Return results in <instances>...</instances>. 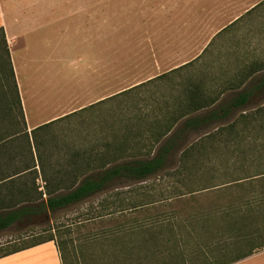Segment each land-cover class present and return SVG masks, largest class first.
I'll return each instance as SVG.
<instances>
[{"label": "rangeland", "instance_id": "1", "mask_svg": "<svg viewBox=\"0 0 264 264\" xmlns=\"http://www.w3.org/2000/svg\"><path fill=\"white\" fill-rule=\"evenodd\" d=\"M4 1L10 3L9 0H2ZM260 1L262 0L26 1L25 9H18V18L21 20L29 17V22L34 23L30 33L25 36L29 51L22 50L21 53H28L34 59L18 68L21 83L34 89L30 92L34 93L35 99H31V94L28 97L29 112L43 111L46 115L78 103L83 98L82 93L92 88L93 73L90 68L97 61L99 96L105 95L103 75L105 77L108 57L110 65L114 67V89L117 93L199 56L182 70L155 78L93 108L51 124L46 135L54 137V140L44 142L43 139L44 148L51 149L54 144H59L63 150L76 145L82 149L104 151L103 140H111L112 136L115 141L126 136L130 141L128 145L132 146L135 139H140L139 135H145L147 122L153 113L159 112L164 105L174 103L180 95L179 83L185 79L196 80L205 75L219 80L223 78L222 74H233L242 59L244 62L264 59V5L257 7L250 15H243ZM3 12L4 20L9 23L12 15L5 4ZM241 15L242 19L235 26L214 37L221 28ZM43 35L44 50L31 55V44L40 41ZM232 52H236L235 55ZM260 74H264V70L256 75ZM142 115L145 119L137 121L136 117ZM128 130L136 137L127 136ZM203 133L191 135L189 141ZM114 140L109 152L116 157L124 156L116 151ZM220 171L223 172V168ZM148 184L157 190L166 186L182 187L176 182L164 185L156 180ZM135 186L138 187L137 184L133 187ZM190 187H196V183H192ZM121 189L125 190L126 187ZM239 189L241 188L237 186L229 187L225 194L208 190L196 199L185 197L155 203L150 212L133 213L137 219L150 213L151 222L143 224L145 231L142 232L135 230L136 227L130 220L125 221L123 217L126 215L115 212L118 208L113 206L121 203L113 202L115 205L104 206L105 195L114 190L108 191L69 208L33 216L20 225L0 232V249L8 250L29 244L51 234L65 253L66 264L145 263L153 259L154 255L145 254L142 250L145 244L153 245L154 241L144 237L162 230L156 216L161 219L163 213L174 212L176 217L187 218L190 213L202 207L208 209L224 202L226 198L232 199L240 194ZM157 190L152 197L160 199ZM131 196L133 199L141 198L138 191H133L122 196L123 203L131 201ZM114 199L109 197L108 200ZM110 212L114 213L109 215ZM209 223L205 229H201L197 221H192L189 226L195 230L192 235H185V240H180L179 245L170 241L168 248L163 246L162 234L159 232L156 239L157 246H161V264H170L169 253L177 252L184 254L187 264H218L264 244V236L261 234L252 233L239 238L233 236L226 220L214 219ZM123 243L131 246L122 248ZM117 244L122 246H111ZM158 252L157 248V257ZM260 259L264 262V257ZM179 260L178 262L181 261Z\"/></svg>", "mask_w": 264, "mask_h": 264}, {"label": "trees", "instance_id": "2", "mask_svg": "<svg viewBox=\"0 0 264 264\" xmlns=\"http://www.w3.org/2000/svg\"><path fill=\"white\" fill-rule=\"evenodd\" d=\"M263 5L264 0L248 9L243 15H250L257 7ZM243 15L220 29L214 37L235 26ZM235 53L231 54L235 55ZM196 58L146 82L182 70ZM263 70L264 59L259 58L246 62L242 59L233 74L227 76L222 74L223 78L219 80L217 77L208 78L205 75L196 80L185 79L179 83L181 86L180 95L176 97L174 103L164 105L161 110L159 109V112L150 116L145 135H139L140 138L143 136L145 140H148L146 144L134 143L129 146L128 144L114 143L117 152L121 147L145 149L144 152L137 156L129 153L125 157H116L114 153L109 152L112 142L107 139H104L102 143L104 151H93L92 148L82 149L80 153L77 151V177H74L73 169L70 170L72 180L70 187L56 192L53 188L48 189L46 186L48 197L45 200L34 205H21L12 211L0 212V231L9 228L17 219L27 215L38 216L48 212L54 213L96 195L114 190L105 195L104 206L110 207L116 202L121 203L113 206L118 208L115 212L126 215L123 217L125 221L130 220L135 225V230L142 232L145 231L143 224L151 222L150 213L137 219L136 215H133L135 212H150L153 204L164 200H177L185 197L196 199L208 190H217L225 194L229 187L237 186L241 188L238 190L239 195L237 194L232 199L226 198L224 202L208 209L202 207V209L190 213L187 218L176 217L174 212L163 213L161 219L156 216L158 223H161L162 230L161 232L157 230V234L151 232L148 237L158 236L160 232L163 246L168 248L170 241L177 242L179 245L180 240H185V235H192L195 231L193 227L189 228L192 221H197L199 228L205 229L214 219L226 220L230 226L229 229L231 228L233 231L230 233L238 238L241 235L252 233L264 236V74L256 75ZM8 78H10L9 85L16 91L9 50L4 30L0 27V79L2 85H7ZM142 84L144 83L116 93L115 96ZM106 100H100L61 118L81 113ZM19 118L20 134L27 137L20 101ZM136 118L137 121H140L145 119V116ZM129 127L127 128L129 129ZM200 132L204 133L195 140L189 141L191 135ZM126 135L136 137L130 130ZM111 139L113 140L114 137L112 136ZM79 156H81V162H79ZM37 158L40 162V157ZM69 162L74 163L73 152ZM80 165L82 167L81 180L78 179ZM31 166H34V162L30 166L26 164L25 169ZM220 168H223L224 173L220 171ZM222 176L224 178H220ZM28 179L30 178L28 177ZM155 180L163 182L164 185L176 182L182 187L166 186L157 190L148 184ZM194 182L196 187H190ZM74 184H76L75 187ZM136 184L138 187H133ZM124 187H126L125 190L121 189ZM36 188L32 193H28L29 199L33 198L35 201L42 199V192ZM155 190L159 193L160 199L152 197ZM133 191H138L141 198L133 199L131 196V201L124 204L122 196L133 193ZM25 193V191H20V196ZM109 197L115 199L109 201ZM53 239L54 236L50 234L29 244L15 246L8 250L1 251L0 249V257ZM57 246L60 250L62 264H66V255L58 243ZM251 250L233 256V259L245 256L251 253ZM169 254H171L168 256L170 264H187L183 253Z\"/></svg>", "mask_w": 264, "mask_h": 264}, {"label": "crops", "instance_id": "3", "mask_svg": "<svg viewBox=\"0 0 264 264\" xmlns=\"http://www.w3.org/2000/svg\"><path fill=\"white\" fill-rule=\"evenodd\" d=\"M14 1L15 0H9L10 3L7 4L5 1L2 2V0H0V27H2L4 30L5 39L9 50L10 63L16 82L15 91L13 87L9 85V79L7 80L8 82L5 86L2 85V80L0 79V212L12 211L21 205H34L42 200H45L48 197V194L45 190L46 186L48 189L53 188L56 192L66 190L68 187H70L72 183L70 170L73 169L74 177L76 178L77 151L80 153L82 148L74 145V147L70 146L69 150H66L65 147L63 150L59 144H54L51 149L44 148L42 144L43 139L44 142L45 140L49 139L54 140V137H48V135H46V131L51 124L63 119L61 117L64 115L78 111L100 100L114 98L116 94L114 89V67L113 65H110L111 61L108 57L105 77L103 75L106 83L105 95L99 96V72L97 61L95 65H91L90 68L92 69L93 73L91 80L92 88L88 90L86 89L82 93L83 98L78 103L76 102L73 106L70 105L66 108H60L54 113H46V115L43 113V111L29 112L27 104L30 99L28 97L29 94H31L30 91H34V89L27 88L21 83L20 69L18 67L23 66L26 62L29 63L34 59V57L32 58V56H29L28 53L27 55L21 53L22 50L29 51L28 42L25 36L30 33L29 31L34 22H29V17L21 18V20L18 18V9H25V2L28 0H22L21 2L16 0L15 5H13ZM33 2L34 0H31L30 3ZM4 4L7 8H9V13L12 15L9 23L4 20ZM44 40L45 38L43 35L40 41H36L34 44H31V48L33 50V52H30L31 55H36V53H41V51L44 50ZM146 81L139 82L136 85L145 83ZM126 89L117 91V93ZM102 93L104 94V89L102 90ZM31 99H35L34 93L31 94ZM36 99L38 102V97H36ZM19 101L24 116L27 137H25L23 134H20ZM42 105L39 108H41ZM107 140L113 143L114 139ZM114 142L122 143V145L130 143L128 138H125V136L116 141L114 140ZM147 142L148 140H143L140 138L135 139L133 144L137 143L141 145L142 143L146 144ZM144 151L145 149L140 150L129 147L120 148V152L122 155H124L122 157H125L129 153H133L137 156ZM72 152L74 153L73 164L69 162ZM38 156L40 157V162L38 161ZM78 158L79 162H81V156ZM33 162L34 166L25 169L26 164L30 166L33 164ZM78 175V179L81 180V165L78 169ZM28 177L30 179H28ZM33 178L35 180H32ZM75 186L76 184H74V187ZM35 187H37L36 189L38 191L42 192V199L40 198L37 201H35L33 198L29 199L28 197V193H32ZM20 191H25V195L21 194L23 196H20ZM31 217H33L32 214L30 216L27 215L26 217L17 219L7 229H10L17 224L20 225V223L27 221L28 218ZM4 230H1L0 232ZM156 237V235H154L153 238L146 237V240H149L150 238V241H154V243L153 245L145 244L144 250H142V252H145V254L154 255L153 259L145 263L140 261L138 264H161V246H157ZM111 246L114 248H120L122 245L117 244ZM130 246L131 245L129 243L128 245L123 243L122 248H128ZM157 248L159 251V257H157ZM261 257H264V246L254 247L251 250V253L245 256H241L237 259L231 258L228 261L224 260L218 264H264V262H262L263 259H260ZM0 264H62V260L60 257V250L57 246V241L53 239L0 257Z\"/></svg>", "mask_w": 264, "mask_h": 264}]
</instances>
